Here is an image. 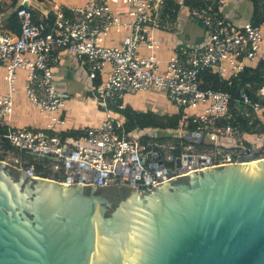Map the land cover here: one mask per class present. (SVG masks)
<instances>
[{
	"label": "built area",
	"instance_id": "1",
	"mask_svg": "<svg viewBox=\"0 0 264 264\" xmlns=\"http://www.w3.org/2000/svg\"><path fill=\"white\" fill-rule=\"evenodd\" d=\"M111 2L124 7L131 20L115 14ZM177 2L178 7L167 0H88L68 10L41 11L30 0H20L10 12L15 13L20 31L0 30V66L5 68L8 85L7 92L0 91V129L19 153L0 147V162L28 176L55 179L61 184L133 185L139 177L141 184L156 186L194 170L260 160L264 148L244 140L245 132L231 107V94L201 88L199 81L207 68L224 79H233L255 62L263 52L264 19L259 23H237L206 0L192 6L184 5V0ZM186 20L204 27V39L178 44L174 54L163 60L157 54L161 47L157 31L180 33ZM125 29L128 32L119 44L106 43L112 30ZM62 49L77 56L93 82L94 96L107 111L100 125L74 135L64 134L61 125L66 118L58 114L65 106V97L57 87L54 66L60 61ZM21 69L27 71V97L50 116L46 128L9 124ZM97 77L100 82L94 84ZM151 88L165 91L169 101L183 112L178 129L142 126L127 130L125 119L115 115L121 114L116 108L125 107L127 95ZM240 92L264 123L260 118L262 105L252 102L243 88ZM260 94L264 96V87ZM190 122L196 131L204 133L206 145L198 148L199 142L193 140L183 145L180 155H174L171 150L176 144L159 139L186 136L185 127ZM247 148L258 151V155L250 160ZM177 159H181L180 165Z\"/></svg>",
	"mask_w": 264,
	"mask_h": 264
},
{
	"label": "water",
	"instance_id": "2",
	"mask_svg": "<svg viewBox=\"0 0 264 264\" xmlns=\"http://www.w3.org/2000/svg\"><path fill=\"white\" fill-rule=\"evenodd\" d=\"M132 183L61 184L0 162V264H264V156ZM116 185L133 192L110 215L103 195L73 190Z\"/></svg>",
	"mask_w": 264,
	"mask_h": 264
},
{
	"label": "crops",
	"instance_id": "3",
	"mask_svg": "<svg viewBox=\"0 0 264 264\" xmlns=\"http://www.w3.org/2000/svg\"><path fill=\"white\" fill-rule=\"evenodd\" d=\"M74 1L76 3L77 2L83 3V2L88 1V0H74ZM176 1H179V0H176ZM19 2H20V0L18 1V3ZM30 2L37 5L41 11H54V9H56V8H62L64 10H68V8H70L72 6H76V5H70L72 3H69L65 8H63V7L59 6V4L54 3L52 0H30ZM77 6H80V5H77ZM241 7H243L241 9V11L244 10L242 12L239 11V9ZM218 9L223 14L230 16L232 18V20H234L237 23H244L246 21H251L253 18V13H254V5H253L252 0H250L249 4L247 3V0H221L220 4L218 6ZM11 10L0 14V30H2L4 28L12 30L11 28H8L7 26H5V23H4V19L10 15ZM183 14H185V11H183ZM244 15H246V18ZM182 18H184V17L182 16ZM182 22H183L182 30H185L186 28L190 29V32L189 33L186 32L185 35L180 34V35L176 36V34H179V33H175V34H171L173 36H169L168 35L169 33L157 31V33H156L157 36H159L161 38V47L157 50V52L163 51V55L166 54L165 50L169 52L168 57H162V56L158 55L159 57L167 60V59H169V57H171L174 54L175 49H176L178 44H180V43H199L200 41H202L204 39L205 29H204V27H202V25L200 23H198L197 21H189V20L182 21ZM195 25L198 26V30L196 29V31L194 32L193 27ZM12 31H14V30H12ZM14 32L18 33L16 31H14ZM121 32H126V34H127L128 30L125 29V30H122L118 33H121ZM110 35H111V33L106 38L107 44L110 40ZM164 39L169 43V45L164 44ZM116 41H117V39H116ZM262 49H263V52L261 54V57L264 58V46ZM164 56H167V55H164ZM254 63L255 62L250 63L249 65H253ZM26 74H27V71L24 69H21L18 71L16 89L13 91V107H12L11 115L9 116V124L12 127H16V126L12 125V122L14 120V117H13L14 103H15V99H16L15 98V91H17L20 87H23L24 95L27 97L26 90H25V76H26ZM54 74H55L56 82H57V80H59V82H57L58 83L57 87L60 86L59 91L64 93V95H65L64 96L65 97V99H64L65 100V106L58 113L63 117L65 116V118L67 115V118H68V120L66 118L65 123L63 125H61V129H62V131H64V134L65 135H70V134L74 135V133H81L83 130H85L88 127L100 125L102 123V121H104V119L107 115V111L105 110L103 105H101V103H99V101L94 96L93 91L91 89L93 82L89 79L86 70H84L81 67V64H80L77 56L73 55L71 52H69L65 49H62L60 51V61H59V63H57L54 66ZM81 86H83V89L80 88ZM7 89H8V85H7ZM141 92H143V91H141ZM133 95L134 94L126 96V98L124 100L125 106L126 105L132 106L130 102H131V98L133 97ZM66 99H68V100L66 101ZM28 101L30 102V104H32L38 108L40 114L46 116V121H45V124L43 126L40 127V126L34 125L33 128H36V129L46 128V126L50 122L49 114L46 112H42L40 110L39 106L32 103L29 100V98H28ZM68 101L72 103L71 107H68ZM88 101H90V102H88ZM84 102H86L88 104H86ZM77 105L83 106V110H86V111H88L87 105L90 106L91 107L90 113H92V114L90 115L89 119H87V117L80 116V118H78L79 122H77V119L75 121L79 124H73V123H71V120L69 121L68 115L77 112L76 111ZM140 105H141L140 108L134 107V106H132V107L136 110H147V106H144V104H140ZM67 107H68V109H67ZM177 111H178V108L176 107L175 112H177ZM115 115L117 117H121L122 119H125L124 116L119 114V113H115ZM82 121L84 123H81Z\"/></svg>",
	"mask_w": 264,
	"mask_h": 264
},
{
	"label": "trees",
	"instance_id": "4",
	"mask_svg": "<svg viewBox=\"0 0 264 264\" xmlns=\"http://www.w3.org/2000/svg\"><path fill=\"white\" fill-rule=\"evenodd\" d=\"M19 0H0V14L5 13L13 9ZM209 3H213L218 8L221 0H206ZM170 5L176 7L179 6L176 0H167ZM201 0H184V5L192 6L197 5ZM254 5V13L252 22L259 23L264 19V0H252ZM5 26L18 32L20 30L18 19L14 12L4 19ZM100 82V77L94 79V84ZM200 87L210 88L215 90L228 91L231 94V107L236 114L238 126L244 132H264V124L254 115L250 104L245 103L241 96L240 90L243 88L244 92L250 97L252 102H259L264 106V96L260 94V90L264 87V58L258 57L253 65H247L237 76L233 79H224L217 71L212 68L203 70L200 74ZM231 82V83H230ZM124 118L125 128L127 130L134 129L142 126H155L161 129H178L181 126V118L183 112L178 110L177 112L160 113L150 109L136 110L130 105H126L123 108H116ZM185 129L187 131H194L196 126L193 123H189ZM4 130L0 129V147L16 149L6 138L3 136ZM159 140H170L176 147L172 149L174 155H180L184 151V144L192 143L193 141L186 136L174 137L163 136ZM206 144L199 143L198 148H204ZM15 171V170H14Z\"/></svg>",
	"mask_w": 264,
	"mask_h": 264
},
{
	"label": "rangeland",
	"instance_id": "5",
	"mask_svg": "<svg viewBox=\"0 0 264 264\" xmlns=\"http://www.w3.org/2000/svg\"><path fill=\"white\" fill-rule=\"evenodd\" d=\"M52 1L54 3L59 4V6H61L63 8H65L69 3H72L70 5H76L77 6V5H84L87 2V1H85L83 3H80V2L76 3L74 0H52ZM247 3L249 4L250 0H247ZM111 6L113 7L115 14H117L122 20H127V21L131 20V17L128 15V13L124 7L118 5L115 2H111ZM242 8L243 7H241L239 9L240 12L244 11V10L241 11ZM244 16L246 18V15H244ZM196 29L198 30V26L195 25L193 27L194 32L196 31ZM162 32H164V31H162ZM186 32L189 33L190 29L186 28L185 30H182L179 34H176V36H178L180 34L185 35ZM110 33H111L110 40L108 42L109 45L119 44L121 39L123 38V36L126 34V32L118 33L115 30H112ZM164 33H169L168 34L169 36H173L171 34H175V33H170V32H164ZM116 39H117V41H116ZM164 44L169 45V43L165 39H164ZM165 52H166V54H164V55H167V56L163 55V51L162 52L158 51L157 54L159 56H162V57H168L169 52L166 50H165ZM73 55H75V54H73ZM163 60H165V59H163ZM5 73H6L5 68L0 66V91L1 92H7V90H8L7 89V83L4 79ZM57 82H59V80H57ZM57 85H58V83H57ZM80 88L83 89V86H81ZM58 89H60V86H58ZM15 98L16 99H15L14 111H13L14 120L12 122V125L16 126L17 128H27V127L30 128V127H33L34 125L41 127L45 124L46 116L40 114L38 108L36 106L30 104V102L28 101V98L24 95L23 87H20L17 91H15ZM67 100L68 99H66V101ZM88 102H90V101H88ZM84 103H86V102H84ZM130 103L132 106L138 107V108H140V106H141L140 104H144V106H147V109H150V110H153L156 112H160V113H165V112L173 113L176 110V106L169 101V99L167 97V93L163 90H158L155 88H151L147 91L138 92L137 94H134L133 97L131 98ZM71 104L72 103L68 101V107H71ZM86 104H88V103H86ZM68 107H67V109H68ZM262 107L263 108H262V111L260 112V118L264 122V106H262ZM87 110L88 111L83 110V106L77 105V109H76L77 112L68 115L69 121L71 120V123H73V124H79L77 122H79L78 118H80V116H84V117H87V119H89L90 115L92 113H90L91 107L88 105H87ZM66 118H67V115H66ZM76 119H77V122H75ZM67 120H68V118H67ZM81 123H84V122L82 121ZM163 133L166 134V131H162V132L159 131V134H163ZM244 135H245L244 140L247 143H249L250 145H253L254 147L261 146L264 148V132L263 133L245 132ZM136 190H137V187H136Z\"/></svg>",
	"mask_w": 264,
	"mask_h": 264
},
{
	"label": "flooded vegetation",
	"instance_id": "6",
	"mask_svg": "<svg viewBox=\"0 0 264 264\" xmlns=\"http://www.w3.org/2000/svg\"><path fill=\"white\" fill-rule=\"evenodd\" d=\"M124 186L116 185V187H110L106 189H102L99 191L98 189H73L78 192H82L88 196L90 195H103L106 199L104 200V205L106 206L105 214L110 215L113 213L114 208L117 207L121 197L125 198L126 193L133 192L128 191V189H121ZM98 188V187H95ZM104 188V187H103Z\"/></svg>",
	"mask_w": 264,
	"mask_h": 264
},
{
	"label": "bare ground",
	"instance_id": "7",
	"mask_svg": "<svg viewBox=\"0 0 264 264\" xmlns=\"http://www.w3.org/2000/svg\"><path fill=\"white\" fill-rule=\"evenodd\" d=\"M251 163H258V160H254L253 162H251Z\"/></svg>",
	"mask_w": 264,
	"mask_h": 264
}]
</instances>
